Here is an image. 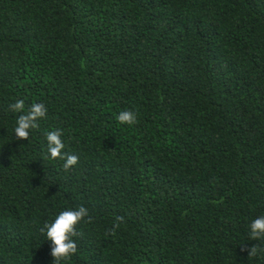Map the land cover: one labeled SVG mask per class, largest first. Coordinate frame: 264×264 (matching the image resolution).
Segmentation results:
<instances>
[{"label": "trees", "instance_id": "trees-1", "mask_svg": "<svg viewBox=\"0 0 264 264\" xmlns=\"http://www.w3.org/2000/svg\"><path fill=\"white\" fill-rule=\"evenodd\" d=\"M78 206L67 264H264V0H0V264H54Z\"/></svg>", "mask_w": 264, "mask_h": 264}, {"label": "clouds", "instance_id": "clouds-1", "mask_svg": "<svg viewBox=\"0 0 264 264\" xmlns=\"http://www.w3.org/2000/svg\"><path fill=\"white\" fill-rule=\"evenodd\" d=\"M13 113L20 114L12 128L14 137L27 140L31 132L39 127L38 121L47 116V108L43 103H33L31 108L25 111L23 100H16L10 105ZM121 125H133L136 122V115L132 111L122 110L116 116ZM62 131L57 129L45 133L46 154L50 160H63V167L67 170L78 163L79 157L68 155L64 149L65 144L62 140ZM89 215L88 209L84 206L67 208L61 210L49 221L45 222L40 229L44 241L51 243V256L54 264H67L77 252V226ZM122 219V218H118ZM250 238L259 239L264 237V216L255 218L249 225ZM256 246L250 250V255L256 254Z\"/></svg>", "mask_w": 264, "mask_h": 264}]
</instances>
